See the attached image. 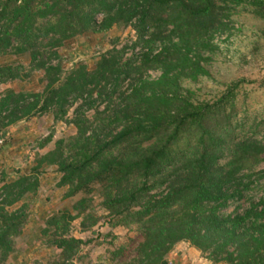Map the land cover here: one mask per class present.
Returning <instances> with one entry per match:
<instances>
[{"label":"trees","instance_id":"16d2710c","mask_svg":"<svg viewBox=\"0 0 264 264\" xmlns=\"http://www.w3.org/2000/svg\"><path fill=\"white\" fill-rule=\"evenodd\" d=\"M242 5L264 20V0H0V57H30L28 72L0 66V87L34 71L45 83L42 92H5L0 136L45 115L76 130L38 158L40 167L57 168L66 198L83 197L74 214L48 222L47 245L59 252L35 264H93L71 228L81 220L84 233L101 222L89 197L96 187L112 227H135L141 237L131 259L111 264H170L180 243L213 264H264V196L256 197L264 194V142L238 119L240 82L214 102L183 86L210 77L215 37L232 30L226 12ZM115 28L133 30V44L113 45L92 70L80 64L65 72L66 43ZM130 48L138 53L127 58ZM153 72L160 76L151 80ZM39 185L27 174L0 188V264L15 252L29 219L23 201Z\"/></svg>","mask_w":264,"mask_h":264},{"label":"rangeland","instance_id":"374dc122","mask_svg":"<svg viewBox=\"0 0 264 264\" xmlns=\"http://www.w3.org/2000/svg\"><path fill=\"white\" fill-rule=\"evenodd\" d=\"M218 5L223 7L220 2ZM252 10L253 8L242 5L232 7L230 13L226 12L233 19L232 30L215 37V43L220 50L207 66L210 77L200 78L195 83L188 80L183 82V86L194 90L199 101L214 102L226 92L230 84L240 82L241 86L236 91L238 119L247 123L250 137L264 142V20L253 16ZM134 41L135 33L130 28L125 31L115 28L109 32L80 36L60 49L63 68L65 72H69L74 66L84 64L92 70L101 55L113 45L122 47L125 44L132 45ZM134 51L138 53V50L130 48L127 58ZM29 62L28 54L0 57V66L20 64L24 71L26 69L25 72L29 71ZM27 74L24 81L17 80L1 86L0 98L7 90L15 93L42 92L45 86L43 72ZM159 76V72H153L149 74V79H157ZM127 88L125 83L123 90ZM69 116H72V110ZM253 122L258 124L256 128H250ZM75 134L73 126L56 122L52 115L32 117L4 132L6 143L0 149V188L4 182H11L18 176L27 174H35L40 183L38 192L23 201L28 206L29 219L23 234L15 241V252L9 258L8 264L47 262L58 254L59 251L49 247L46 242L48 235L45 230L49 228L48 222L62 212L69 211L74 214L72 206L83 196L66 198V190L58 187L61 175L57 168L47 165L40 167L38 158L52 151L60 139ZM48 138H52L51 143L42 147ZM262 168L264 166L258 170ZM35 169L37 171L34 173ZM98 189H93L89 197L94 200V212L103 216L101 222L91 231L82 233L81 220H77L72 224L71 234L86 242L83 254L87 255V261L93 264H111L112 260L124 263L133 257L141 237L135 227H112L111 219L105 216L101 208ZM262 196V193L256 195L257 199ZM235 207L232 204L226 211L232 213ZM180 245V254L190 257V264H213L208 255L196 250L189 243ZM120 251L122 253L117 256L116 253Z\"/></svg>","mask_w":264,"mask_h":264},{"label":"crops","instance_id":"0c3cea01","mask_svg":"<svg viewBox=\"0 0 264 264\" xmlns=\"http://www.w3.org/2000/svg\"><path fill=\"white\" fill-rule=\"evenodd\" d=\"M181 248H182V246L178 245L176 247V250H174L171 253L172 259L169 260L170 264H190V262H191L190 257H188L184 254H180V253H182V252H179V251H182Z\"/></svg>","mask_w":264,"mask_h":264},{"label":"built area","instance_id":"2783aa9c","mask_svg":"<svg viewBox=\"0 0 264 264\" xmlns=\"http://www.w3.org/2000/svg\"><path fill=\"white\" fill-rule=\"evenodd\" d=\"M6 141L3 136H0V149L5 145Z\"/></svg>","mask_w":264,"mask_h":264}]
</instances>
